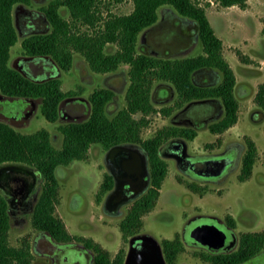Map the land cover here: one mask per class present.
<instances>
[{"label":"rangeland","instance_id":"obj_1","mask_svg":"<svg viewBox=\"0 0 264 264\" xmlns=\"http://www.w3.org/2000/svg\"><path fill=\"white\" fill-rule=\"evenodd\" d=\"M52 1L54 0H31L30 4L18 3L14 6L13 18L18 41L11 48V66L19 69L22 58L26 56L22 47L25 38L51 31L52 26L42 7ZM200 3L205 7L215 33L223 41V56L234 70V93L239 103V111L237 122L222 133L211 132L207 124L197 129L196 138L187 141L188 150L205 153L219 151L228 143L240 142L243 145L245 137L250 136L257 144L258 155L250 178L239 179L238 167L220 182H204L188 176L177 167L173 158L162 156L168 163V171L154 207L142 216L143 225L139 233L155 237L162 249L164 239H175L178 236L183 246L176 257V264H211L201 256V253L209 252L207 248L195 244L189 236L194 226L209 221L199 215L216 216L225 225H229L227 216L232 215L236 226L230 227L238 238L245 232L264 231V109L255 99L259 84L264 82V0H247L245 8L237 4L224 6L218 0H200ZM133 8L132 0L110 2L108 6L104 5L102 13L106 15L110 9L116 14H127ZM59 11L64 18L71 20L67 6L61 5ZM22 13L33 16L39 28L23 32L18 24ZM158 13V21L139 34L138 53L145 52L152 56L172 59L203 53V44L194 20L180 15L168 4L160 6ZM79 28L89 33H92L93 29L79 22L72 29ZM117 48L118 45L111 42L106 44L105 51L114 53ZM53 62L56 66L54 75L61 80V89L64 92H73L65 97L66 102L62 109L59 108L58 119L50 121L44 116L40 98L34 99L28 113L22 112L12 117L15 107L10 106L11 114L6 113V97L0 91V111L5 114H0V120L22 133H33L46 128L50 132L52 143L60 148L63 143L60 126L86 119L91 110L90 96L96 90L108 89L112 92L106 105V113L111 117L127 105L126 93L131 82L130 65L121 63L116 70L96 72L78 50L73 51V62L67 70ZM194 80L199 84L215 85L222 80V74L216 68H201L195 73ZM160 87L167 91L168 97L162 98L157 94V88ZM151 94L158 111L148 115L150 121L141 132L144 139L153 137L163 128L181 126L178 123H183L180 119L184 115L182 112L191 102L186 101L179 105L178 94L168 81H154ZM212 101L215 102L218 113L209 121L218 120L225 113L220 98ZM87 106L90 110L85 116H69L70 113H86ZM168 107L172 109L171 114L165 115L162 109ZM141 115L140 112L134 114L136 118ZM107 151L101 143H93L85 157L57 167L59 191L54 212L62 218L66 229L74 236L72 243H83V239L91 238L107 250L111 258L121 249L125 250L126 258L132 236L123 234L120 221L127 213L130 203L110 213L105 208L108 191L100 193L108 172ZM150 185L151 183L146 191ZM36 234L29 216L11 219L10 244L20 246L24 240H30L32 243ZM39 246L45 252L52 253L45 240H41ZM33 254L32 264H53L47 256H40L34 251ZM76 259H79L78 256L71 257L70 261ZM260 260L264 261V253Z\"/></svg>","mask_w":264,"mask_h":264},{"label":"trees","instance_id":"obj_2","mask_svg":"<svg viewBox=\"0 0 264 264\" xmlns=\"http://www.w3.org/2000/svg\"><path fill=\"white\" fill-rule=\"evenodd\" d=\"M123 1L125 0H54L42 7L52 26L51 31L28 36L22 41V47L26 55L48 58L66 70L72 65L75 50L86 57L90 67L96 72L113 71L121 63L129 64L131 82L126 93L125 107L113 117L109 116L106 105L112 92L108 89L96 90L90 96L91 110L88 117L60 126L63 133L60 148L52 143L50 132L46 128L33 133H22L0 120V164L22 163L33 166L42 173L44 186L31 222L35 229H45L59 241L70 242L74 236L68 232L62 218L54 212L59 191L56 169L85 157L93 143H101L107 149L115 144L127 143L138 145L147 152L151 185L134 200L120 221V229L124 235L133 236L140 232L142 216L154 207L168 171V163L159 153L160 147L173 136L194 139L198 134L195 128L172 126L159 130L151 138L142 137V128L150 121L148 115L158 111L151 94L154 81L170 82L178 94L179 105L195 99L220 98L225 113L208 125L213 133L224 132L238 120L239 103L234 93L236 76L223 56V41L215 33L200 0H132L134 8L130 13L116 14L109 9L103 15L104 5ZM218 1L224 6L237 4L245 8L247 5V0ZM18 3L30 4L31 0H0V91L9 99H42V113L48 120L56 121L61 102L73 92H64L58 77L35 80L9 64L11 48L18 41L13 18L14 6ZM165 4L196 22L203 53L172 59L137 52L139 34L158 21L159 7ZM61 5L67 6L71 20L60 14ZM77 22L92 27V33L81 31L80 28L72 29ZM111 42L116 43L118 48L114 53H106V44ZM201 68L218 69L222 80L215 85L197 83L194 75ZM255 99L264 109V82L259 84ZM162 111L168 115L172 109L168 107ZM138 112L142 115L136 118L134 114ZM245 143L246 150L239 173L241 180L251 177L258 155L254 139L246 136ZM113 187L114 178L107 173L100 193ZM7 207V200L0 194V264H32L34 254L30 240H24L20 246L9 242L11 224ZM227 222L231 227L236 226L232 215L227 216ZM83 244L94 251V264L125 262L124 249L111 258L108 251L91 238L83 239ZM182 246L178 236L163 240V251L168 264H176V257ZM263 247L264 231H249L241 234L236 250L205 252L201 256L211 264H238L251 258Z\"/></svg>","mask_w":264,"mask_h":264},{"label":"flooded vegetation","instance_id":"obj_3","mask_svg":"<svg viewBox=\"0 0 264 264\" xmlns=\"http://www.w3.org/2000/svg\"><path fill=\"white\" fill-rule=\"evenodd\" d=\"M18 24L22 31L24 30L27 32L33 31L35 28H39V26L35 24V18L33 16H27L25 15V13H22L19 16ZM18 67L21 68L26 75L35 80H44L46 78L55 76L54 74L56 72V66L53 61L45 57H38L33 55L24 56L22 58V62ZM166 92L167 91L162 90L161 87L157 88V94L161 95L162 98L168 97ZM6 98H4L5 107H7L8 109L6 113L12 112L10 106L15 107V110H13L15 114L10 113L12 117H16L22 112L28 113V110L32 108V105L34 103V99H21L20 101V99H9L8 97ZM65 102V99L61 102V109L62 106L65 105ZM214 103L215 102H213L211 99H195L191 101L183 110L182 114L184 115L180 118L184 124L178 123V125H181L182 127L199 129L203 128L207 124L208 127L211 122L215 121V119L211 121H209V119L215 117L218 113V108ZM90 108H88L87 106L86 113L69 114L68 112L67 114H69L70 117H83L88 114L87 112L88 110H90ZM0 114L3 113H1L0 111ZM175 139L181 140L177 141ZM194 139H189L181 135L173 136L162 145L163 154L160 155L173 158L177 163V167L180 168L183 173L204 182H220L236 168L240 167L241 169L243 164V156L246 150L245 139L243 145L240 142L234 144L228 143L222 150L209 153L190 152L188 150L187 141H192ZM182 140L185 142H183ZM221 161L225 163V167L221 172L216 173ZM111 163L113 164V162ZM107 169V173L111 174L114 178V187L108 191V199L106 198V200L108 205L116 204L118 206L117 208H120L122 205L127 203H130L131 205L136 198H138L146 191L148 184L151 183V172L149 165V173L146 179H144L140 183H137L130 179L121 178L120 187L118 188L117 193L113 195L116 191L117 183L109 164H107ZM44 181V177L39 170H37L33 166L22 163H19L13 168L5 170L0 175V194L3 195L7 200V212L9 214L10 224L11 219L17 218L18 216L24 218L29 216L30 221L32 220V215L34 213L36 204L43 190ZM199 216L204 218L206 217L207 219H209V221L198 224L190 230L189 236L191 238V241L199 246L207 248V250L211 253L227 251L229 252L232 250H236L239 247L240 238H238L233 232L232 228L229 225H225L220 218L209 214L206 216L205 214ZM205 223L215 224L220 229L226 232V239L222 245H218V247H212L208 244L205 245L191 236V232L196 227L204 225ZM35 232L37 233V236L34 242L31 243L30 241L32 252L34 251L40 256H47V258H49L53 264H94V251L91 248L87 247L85 244L80 242H77L75 244L71 241H59L45 229H35ZM186 233L187 231L184 232V234ZM41 240H45L48 246H50V248L52 249L51 254L45 252V250L40 248L39 243ZM233 240L234 244L232 245ZM263 253L264 247L248 260L242 261L238 264H264V261L260 260V258L263 257ZM74 256H78L79 259L70 261L71 257Z\"/></svg>","mask_w":264,"mask_h":264},{"label":"water","instance_id":"obj_4","mask_svg":"<svg viewBox=\"0 0 264 264\" xmlns=\"http://www.w3.org/2000/svg\"><path fill=\"white\" fill-rule=\"evenodd\" d=\"M23 73L24 71L19 68ZM25 74V73H24ZM180 141L181 139H175ZM183 141V140H182ZM185 142V141H183ZM163 146L159 149L162 155ZM185 150V147H184ZM107 164L111 166V170L116 179V191L120 187L121 178L130 179L137 183L142 182L147 178L149 173L148 156L145 150L133 144H115L111 146L106 155ZM113 162V164L111 163ZM18 163L0 164V175L10 168L17 166ZM225 167V163L221 161L216 173L221 172ZM113 197V196H112ZM111 198V197H110ZM108 199V198H107ZM117 205H108L105 202V208L108 212H113L117 209ZM191 236L202 244L212 247L222 245L226 239V232L220 229L217 225L205 223L196 227ZM234 244V240L232 245ZM124 264H167L161 244L152 235L139 233L135 234L130 239V247L125 258Z\"/></svg>","mask_w":264,"mask_h":264}]
</instances>
